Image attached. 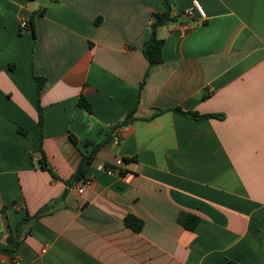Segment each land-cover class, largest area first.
<instances>
[{
	"label": "crops",
	"instance_id": "obj_1",
	"mask_svg": "<svg viewBox=\"0 0 264 264\" xmlns=\"http://www.w3.org/2000/svg\"><path fill=\"white\" fill-rule=\"evenodd\" d=\"M168 1L178 18L157 29L163 61L149 69L143 46L162 0H0V243L104 143L85 167L91 187L68 188L0 264H264V0ZM194 1L206 20L186 15ZM35 76L46 79L42 146L58 179L38 165ZM119 158L123 176L107 175ZM183 212L200 218L194 231Z\"/></svg>",
	"mask_w": 264,
	"mask_h": 264
},
{
	"label": "trees",
	"instance_id": "obj_2",
	"mask_svg": "<svg viewBox=\"0 0 264 264\" xmlns=\"http://www.w3.org/2000/svg\"><path fill=\"white\" fill-rule=\"evenodd\" d=\"M166 10L163 13H155L154 14V21L152 23V35L151 37L144 43L143 52L144 55L149 63V69L156 64H159L163 61V45L164 41L157 37V29L165 24L169 20H177L178 17L172 15V8L168 0H162ZM43 14V11H39L33 14L30 18V27L33 32L34 40H36V31H35V19L37 15ZM99 23V21H97ZM148 73L146 74L147 77ZM35 83L37 85V94H38V112H39V126H40V136H39V155H38V165L39 168L49 172L53 178L58 179L57 175L54 173L46 155L43 150L42 146V139H43V126H44V109L40 103V94L42 88L45 84L46 79L42 77H34ZM145 81L141 84L140 93L142 88L144 87ZM206 97V96H205ZM78 106L87 112H91V105L86 99L84 95H81L78 101ZM175 112L182 114L184 116H188L192 119H202V118H216L219 117L218 115H199L196 112H187L183 111L181 108L174 109ZM134 112L128 113L126 118L120 123L118 127H126L128 126L133 120ZM117 128V127H116ZM70 140L74 145H78V140L74 135H70ZM87 145L93 144L90 142L86 143ZM104 146V143H99L94 146L92 151L88 154H83V158L78 166L76 172L72 175L69 180H66L65 183L67 185V189L65 190L64 194L61 198L51 202L41 208L34 216H28L26 219L20 221L13 231L9 226H7L8 230V237L7 242L5 244L0 243V250L5 252H15L16 249L21 244L22 240L28 234L29 228L31 224L40 219L43 216H46L54 210V205L57 201H61L65 198L68 188H71L75 182H78L86 175L85 167L96 157L98 151ZM3 213L6 212V207L2 209ZM125 222L128 227H130L135 232H140L143 229L144 222L133 215H128L125 218ZM178 222L187 230L194 231L200 222V218L183 212L178 217ZM226 264H238L235 261L228 260Z\"/></svg>",
	"mask_w": 264,
	"mask_h": 264
},
{
	"label": "built area",
	"instance_id": "obj_3",
	"mask_svg": "<svg viewBox=\"0 0 264 264\" xmlns=\"http://www.w3.org/2000/svg\"><path fill=\"white\" fill-rule=\"evenodd\" d=\"M198 14L200 19L202 21L206 20L207 15L206 12L204 11L202 5L200 4L199 1H194L193 2V6L186 12V15L189 17L194 16V14ZM21 28L24 29L27 27V22L23 21L21 23ZM190 29L189 25H184L182 27V34H186V32H188ZM122 128H117L114 130L113 132V143L116 145H119L121 140H122ZM124 160L122 158H119L116 163L115 166H108V167H102V170L105 171V173L109 176H113V175H122V168L124 166ZM123 176V175H122ZM93 183V179L90 177H84L81 180H79L78 182H75L73 184V188L80 194L85 193L92 185ZM47 247L44 248L43 252H46ZM1 264H21L20 260L18 257H13L10 260H3L1 261Z\"/></svg>",
	"mask_w": 264,
	"mask_h": 264
}]
</instances>
